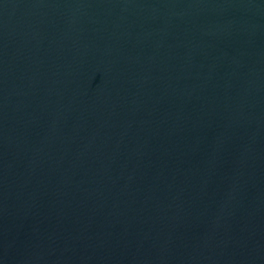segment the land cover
Wrapping results in <instances>:
<instances>
[{"label": "water", "instance_id": "95a60500", "mask_svg": "<svg viewBox=\"0 0 264 264\" xmlns=\"http://www.w3.org/2000/svg\"><path fill=\"white\" fill-rule=\"evenodd\" d=\"M0 264H264V0H0Z\"/></svg>", "mask_w": 264, "mask_h": 264}]
</instances>
